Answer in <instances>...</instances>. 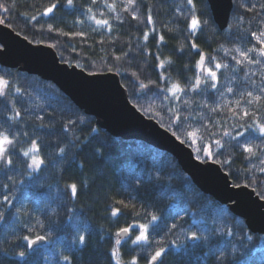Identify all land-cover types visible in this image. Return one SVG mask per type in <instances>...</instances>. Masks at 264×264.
<instances>
[{
	"label": "trees",
	"instance_id": "obj_1",
	"mask_svg": "<svg viewBox=\"0 0 264 264\" xmlns=\"http://www.w3.org/2000/svg\"><path fill=\"white\" fill-rule=\"evenodd\" d=\"M6 2L11 5L12 0ZM108 2L115 3V12L101 0H74L72 6L67 0H15V8L0 11V19L30 42L51 45L64 63L90 74H118L130 101L146 117L181 138L196 133L195 143L190 138L185 143L196 157L203 137L213 156L201 152L198 159L220 164L234 185H247L264 199V165L246 159L249 154L242 148L245 143L254 150L264 147V136L241 127L264 122V58L249 52L260 60L251 65H237L233 59L239 58L237 49H259L252 33L264 31V0H234L223 32L208 0H193L194 12L187 0H136L137 19L131 10L124 11L127 0ZM53 3L56 8L44 16ZM89 7L97 19L109 21L111 31L89 19ZM193 15L199 21L195 32L190 28ZM32 16L37 19H28ZM201 54L205 69L217 73L215 88L207 76L201 77ZM217 63L228 67L216 69ZM197 76L202 83L193 90ZM0 78L10 85L0 97V132L14 140L11 165L0 162V264H116L114 248L124 263L136 257L137 264H148L160 247L165 249L162 264H264V235L250 233L244 220L203 194L171 155L140 141L112 137L51 82L1 66ZM177 83L184 91L173 99L168 89ZM249 91L262 99L248 104ZM245 109L249 116L239 119ZM223 131L232 135L224 137ZM32 141L39 151L24 157ZM32 154L44 161L35 170L28 167ZM72 183L78 187L76 198L68 188ZM113 209L120 210L116 216ZM152 215L159 217L154 223ZM140 223L149 224V243L133 245L137 231L132 229L130 239L116 245L121 228ZM193 233L198 237L194 241ZM24 236H43L46 244L31 250Z\"/></svg>",
	"mask_w": 264,
	"mask_h": 264
},
{
	"label": "water",
	"instance_id": "obj_2",
	"mask_svg": "<svg viewBox=\"0 0 264 264\" xmlns=\"http://www.w3.org/2000/svg\"><path fill=\"white\" fill-rule=\"evenodd\" d=\"M208 4L215 24L220 31H225L230 24L234 0H208ZM0 46L1 67L53 83L112 137L140 141L171 155L203 194L244 220L250 233L264 235V199L247 185H234L220 164L197 159L190 146L181 144L169 130L146 117L130 101L118 74H90L64 63L53 47L34 44L4 23H0ZM128 236L122 234L119 239L123 241ZM45 244V239L38 240L30 248L34 250Z\"/></svg>",
	"mask_w": 264,
	"mask_h": 264
},
{
	"label": "snow or ice",
	"instance_id": "obj_3",
	"mask_svg": "<svg viewBox=\"0 0 264 264\" xmlns=\"http://www.w3.org/2000/svg\"><path fill=\"white\" fill-rule=\"evenodd\" d=\"M101 2L103 3L104 7L108 9L109 12H115L116 11V5L115 3H109L108 0H101ZM135 2L136 0H127L126 5H124V11L129 12L131 10V15L133 19H137L136 15H135ZM74 3V0H67V4L69 6H72ZM97 0H92V4H96ZM187 4L188 5H193V12L195 11V6L193 3V0H187ZM15 8V0H12L11 5H9L6 0H0V11H3L4 13H10L13 9ZM56 8V4L53 3L51 6L47 7L45 9V11L43 12L44 16H48L50 13L53 12V10ZM91 15L89 16V19H92L95 21V23L98 26H102V27H107L109 31H111V25L109 24V21L107 19H97L95 14H93V8L89 7L87 10ZM104 13L101 12V16H103ZM30 20H36L37 18L35 16H32L30 18H28ZM117 19H119V17H117ZM4 21L2 19H0V23H3ZM123 21H121L122 23ZM148 23H152V17L151 15L148 16ZM199 27V21L196 18L195 15L192 16L191 21H190V28L193 32H195V30ZM49 30H51V27H49ZM63 35H68L67 33H62ZM78 35H82V33H78ZM253 38H255L257 40V43L260 45L259 49L256 48H249L246 52L245 51H240L239 49H237V53L239 54V58L237 56H233V59L235 60L237 65H243L244 62L246 61L248 65L251 64H259L260 60H254L252 58H250L248 56L249 52H258V55L261 58H264V31H261L259 33V35H257V33L253 32L252 33ZM148 38V33H145L144 35V39L147 40ZM160 40L163 41L164 37L160 36ZM51 46V45H49ZM193 48H196L197 45L193 44L192 45ZM242 58V59H241ZM117 60L120 59V57H116ZM204 63H205V56L203 54H201L200 56V60L197 62V67L198 68H203L204 67ZM160 67L164 66V62L161 61ZM221 67H228L227 64L221 65L220 63H217L215 65L216 69H220ZM207 72V77L212 81L211 83V87L215 88L216 87V81H217V73L215 71H213L211 68H207L205 69ZM133 75L135 76L136 73H133ZM262 79H264V76H262ZM202 83L201 81V77L197 76L195 79V84L194 85H190V87L193 90H196L200 84ZM10 85L7 84V82H5L2 78H0V97L6 96L7 95V88ZM142 87H147V85H142ZM175 90V91H173ZM17 93L20 92V89H16ZM169 92L172 93V97L173 99H178L176 93H180L183 92L184 89L181 88V86L177 83V84H173L171 89H168ZM233 90L231 88L228 89V92H232ZM260 91L262 93H264V87H261ZM243 95V94H242ZM247 97H249V99L246 101L248 104H252L254 102H258L262 99V96L260 95H254L253 92L249 91L246 93ZM185 103H187V101H185ZM240 104L241 101H237V112H240ZM213 111H215V109H213ZM16 117L20 116L19 112L15 113ZM249 116V111L248 110H242V115L239 116V119H244L245 117ZM174 119L179 122L180 121V116L178 114H174ZM185 119H187V117H185ZM205 127V131H208L207 127ZM241 127H245V128H254L256 131L259 132L260 136H264V122H257L256 120L253 121L252 124H246V125H241ZM167 130V129H166ZM173 136L176 137L177 140H179V142L181 144H185V143H189V138L191 139L192 143H195V137H196V133L194 132H188L186 133V137L187 138H181L180 135H177L176 131L172 132ZM210 136H215V133H209ZM222 135L224 137H230L232 134L229 131H223ZM239 135H243V132L239 133ZM236 137H233V139H235ZM214 144L218 147V148H222L223 144L221 143L220 139H214ZM14 144V140L13 138H10L7 134H5L4 132H0V162L6 163L8 165H11L12 161L10 158V146H12ZM243 148V152L244 153H248L249 155L246 157V159H253L256 158L259 160L260 165H264V155H258L259 154H264V147H261L259 145L256 146V150H254L253 146L245 143L242 145ZM39 148L36 144L35 141H32V145L31 147L26 150L23 151L22 155L24 157H29L30 153L33 152H38ZM61 152H63V149H60ZM197 152V158H199V154L201 152H204L206 156L211 157L213 156V152L211 151V147L210 146H206L203 142V137H201L200 140V147L196 149ZM230 162V161H229ZM44 163L43 159L38 158L37 156L33 155L31 156V163L28 164L29 168L32 169H38L42 164ZM253 167H255V165H253ZM261 171H264V168H261ZM68 188L71 191V195L73 198H76L78 195V187L76 183H72L70 185H68ZM4 200L7 201L8 197L5 196ZM117 203H121L123 204V201H117ZM125 207H127V205H124ZM119 209H113L112 210V215L116 216L119 213ZM0 215H2V213H0ZM159 219V217H157L156 215H152L151 216V221L150 223H154ZM138 228L139 232L138 234L135 235V238L132 240L133 244H140V243H149V235H148V229H149V224L148 223H140V224H136L133 226H129V227H123L121 228L117 233L116 236L120 237L122 234L124 235H130L132 228ZM173 227H175V225H173ZM197 235L195 233H193L190 237V239H197ZM23 239L25 241H27V246L28 247H32L34 244L37 243L38 240H43L44 237L43 236H37L36 239H30L28 236H24ZM85 237L83 235L79 236V243L81 245L85 244ZM121 243V240L118 238L116 240V245H119ZM165 252V249L163 247H160L159 249H157L151 256L150 259L148 261V264H162V256ZM19 255L23 258L25 256V253L23 251H21L19 253ZM117 255V250L114 248L112 251V256L113 258H115ZM65 261H68L69 258L67 256L64 257ZM119 264V262H118ZM129 264H137V259L136 257H133L132 260L129 262Z\"/></svg>",
	"mask_w": 264,
	"mask_h": 264
},
{
	"label": "rangeland",
	"instance_id": "obj_4",
	"mask_svg": "<svg viewBox=\"0 0 264 264\" xmlns=\"http://www.w3.org/2000/svg\"><path fill=\"white\" fill-rule=\"evenodd\" d=\"M199 70H200V73L203 75V76H201V77H206L207 76V72H206V70H205V66L203 67V68H199ZM11 147V146H10ZM33 155H35V154H32V156ZM36 156V155H35ZM197 158V157H196ZM198 159V158H197ZM200 160V159H199ZM202 161V160H201ZM132 229H136V234H138V232H139V229L138 228H132ZM130 237H131V234L126 238V239H124L123 241H121V243L122 242H124V241H126V240H128V239H130ZM135 238V237H134ZM133 238V239H134ZM132 239V240H133ZM131 240V241H132ZM133 244V243H132ZM133 245H135V244H133ZM115 259V263L116 264H118V262H119V264H129V263H124V262H122L121 260H119V258H118V256L116 255V257L114 258Z\"/></svg>",
	"mask_w": 264,
	"mask_h": 264
}]
</instances>
